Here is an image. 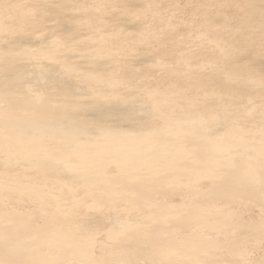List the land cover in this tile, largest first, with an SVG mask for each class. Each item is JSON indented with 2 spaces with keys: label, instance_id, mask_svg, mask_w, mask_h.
<instances>
[{
  "label": "bare ground",
  "instance_id": "1",
  "mask_svg": "<svg viewBox=\"0 0 264 264\" xmlns=\"http://www.w3.org/2000/svg\"><path fill=\"white\" fill-rule=\"evenodd\" d=\"M57 11L49 15L72 37L28 39L0 22V264H264L248 258L247 246H264V215L249 222L233 210L253 205L264 213V128L245 134L240 108L225 107L240 99L235 88L248 93L262 79L183 63L178 71L194 95L183 85L140 97L131 87L124 99L118 83L74 73L86 70L85 57L112 61L114 44L94 31L88 40L96 49L87 51L83 34ZM104 18L91 19L92 30ZM36 45L49 62L32 60ZM217 77L229 95L201 89ZM18 85L21 93L12 89ZM100 106L130 127L98 114ZM159 114L181 130L170 132L175 140L159 135Z\"/></svg>",
  "mask_w": 264,
  "mask_h": 264
},
{
  "label": "rangeland",
  "instance_id": "2",
  "mask_svg": "<svg viewBox=\"0 0 264 264\" xmlns=\"http://www.w3.org/2000/svg\"><path fill=\"white\" fill-rule=\"evenodd\" d=\"M81 1H84L82 5ZM56 9L59 11L61 9L63 13L66 12L64 13L65 20L69 19L68 23L76 27L75 32L83 34L81 36L85 39L83 47L87 51L91 52L96 49V45L88 38L97 34H101L109 48L114 44L112 61H99L96 55L85 57L86 70H76L75 76L86 79L89 75L99 76L107 81L110 87H117L118 83L120 94L125 99L129 96L127 88L131 87L136 92L140 90L138 92L140 97H145L144 91L151 88H156L158 91L163 89L175 91V86L182 87L183 85L188 95H194L193 90L189 88L191 83L185 81L182 73L178 71L180 67H183V63L187 65L191 63V67L194 68L200 66L214 68L216 66L218 69L221 67L217 70L220 73H228L227 70L230 72L237 68L235 71L245 73L243 76L252 75V77L262 79L263 84L257 90L251 89L248 93L242 87L235 88V93H240V99H236L237 102L230 103L231 105L225 103V107L228 110L240 108L237 123L244 133L246 132L245 134L248 131L264 128V0H0V22L7 28L17 29L23 37L28 39L33 35L40 38L48 36L46 39L49 36L72 37L67 33L65 35L64 31V36H61L64 24L51 18ZM25 13H31L36 21L22 20L21 15ZM45 16L49 21L44 18ZM102 16L105 17L103 22L98 28L92 30L91 19ZM81 18L90 20L82 23ZM112 18H117L118 21H113ZM132 23L138 25L133 24L134 27H132ZM55 28L56 31H54ZM48 30L50 33H47ZM94 31L98 33L94 34ZM52 33L57 35L54 36ZM4 37H6L5 34H2V38ZM214 42L227 52L225 57L217 54L215 47L213 48L210 44ZM39 48L40 46L36 45L31 49L34 51L32 60L39 59L46 63L49 62L48 56L37 52ZM32 62H25L23 68L26 70ZM0 75H4L3 68H0ZM21 76L28 84L26 77L22 74ZM185 77L192 80L188 76ZM20 85L12 89L16 93H21ZM201 89L221 98L223 95H229L230 92L218 77L217 80L211 81ZM229 89L232 90V88ZM34 90L38 92L36 88ZM248 100L254 102L255 112L251 113V116L245 113L252 109L249 107L252 103ZM88 102L90 104L89 100L86 103ZM89 104H80V106L89 107ZM143 104L146 105L147 101L144 100ZM96 109L98 114L111 115L105 112L103 106L96 107ZM107 117L113 123L115 122V125L127 126L113 115ZM154 122L161 137L167 134V142L175 140V136L170 134L171 131L182 133L180 129H176L175 125L166 124L160 114L154 117ZM138 123L137 120L133 122L135 125ZM128 127L130 126L126 129ZM166 145L170 148L174 146V143ZM79 193L80 191L76 196L84 198V194ZM218 205L224 207L221 202ZM233 210L236 217L249 222L257 221L260 214L264 215L259 208L253 205L233 206ZM128 214L135 216L133 212H128ZM93 217L95 220L98 219L95 215ZM202 231L205 234L209 233L206 229ZM212 234L217 236L216 232ZM260 243L247 242L248 249H250L249 259H264V246Z\"/></svg>",
  "mask_w": 264,
  "mask_h": 264
}]
</instances>
